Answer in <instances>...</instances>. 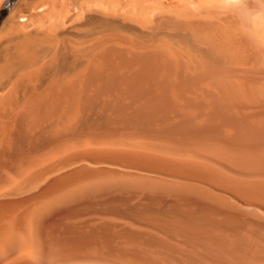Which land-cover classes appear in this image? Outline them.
<instances>
[{
  "label": "bare ground",
  "instance_id": "6f19581e",
  "mask_svg": "<svg viewBox=\"0 0 264 264\" xmlns=\"http://www.w3.org/2000/svg\"><path fill=\"white\" fill-rule=\"evenodd\" d=\"M3 5L0 264H264V53L219 0Z\"/></svg>",
  "mask_w": 264,
  "mask_h": 264
},
{
  "label": "clouds",
  "instance_id": "9594fccd",
  "mask_svg": "<svg viewBox=\"0 0 264 264\" xmlns=\"http://www.w3.org/2000/svg\"><path fill=\"white\" fill-rule=\"evenodd\" d=\"M220 11L233 17L238 33L257 53H264V0H219Z\"/></svg>",
  "mask_w": 264,
  "mask_h": 264
},
{
  "label": "rangeland",
  "instance_id": "374dc122",
  "mask_svg": "<svg viewBox=\"0 0 264 264\" xmlns=\"http://www.w3.org/2000/svg\"><path fill=\"white\" fill-rule=\"evenodd\" d=\"M8 12H9V9H8V7L7 6H0V25H1V23H2V21H3V19L6 17V15L8 14ZM131 259V257H128V259ZM129 259V260H130ZM129 260H128V263H129ZM132 261H134V258H132L131 259ZM131 262V261H130Z\"/></svg>",
  "mask_w": 264,
  "mask_h": 264
}]
</instances>
